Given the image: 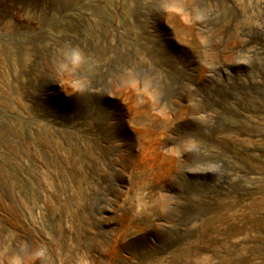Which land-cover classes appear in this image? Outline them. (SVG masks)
<instances>
[{
	"label": "rangeland",
	"instance_id": "374dc122",
	"mask_svg": "<svg viewBox=\"0 0 264 264\" xmlns=\"http://www.w3.org/2000/svg\"><path fill=\"white\" fill-rule=\"evenodd\" d=\"M0 264H264V0H0Z\"/></svg>",
	"mask_w": 264,
	"mask_h": 264
},
{
	"label": "bare ground",
	"instance_id": "6f19581e",
	"mask_svg": "<svg viewBox=\"0 0 264 264\" xmlns=\"http://www.w3.org/2000/svg\"><path fill=\"white\" fill-rule=\"evenodd\" d=\"M135 132V133H134ZM135 135V141L131 142L129 144V147L131 148L130 154H129V160L131 161V164L133 165L135 157L138 155L134 149L138 146L140 149H144L151 147H154V143L159 140V136L163 134V132H156L154 129L150 128H143V129H136L133 131ZM151 145V146H149ZM253 207V206H252Z\"/></svg>",
	"mask_w": 264,
	"mask_h": 264
}]
</instances>
